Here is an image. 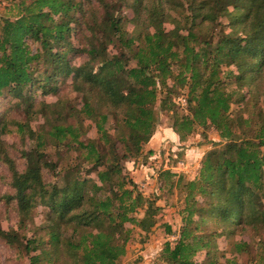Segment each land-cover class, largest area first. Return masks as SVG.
Returning a JSON list of instances; mask_svg holds the SVG:
<instances>
[{"label": "trees", "instance_id": "trees-1", "mask_svg": "<svg viewBox=\"0 0 264 264\" xmlns=\"http://www.w3.org/2000/svg\"><path fill=\"white\" fill-rule=\"evenodd\" d=\"M9 2L14 12L0 23V103L8 98L0 108V160L10 191L0 202L17 221L0 226V239L23 252L27 264H120L133 226L148 232L155 224L162 195L138 192L124 162L141 156L158 111L172 110L171 128L181 140L197 125L213 127L221 140L198 177L175 180L166 169L157 176V190L179 186L184 203V224L165 242L163 263L264 264V0ZM234 60L240 72L221 73ZM237 82L247 87V116L229 111L245 97L230 87ZM184 86L187 112L179 114L173 96ZM36 89L59 96L33 109ZM69 92L81 101L69 109L94 123L96 139L82 137V123L61 119ZM14 98L43 113V126L26 130L10 112ZM9 125L37 141L22 150V167L1 137ZM48 143L56 159L44 151ZM69 151L75 163L64 164ZM249 231L257 244L232 240L219 248L221 238Z\"/></svg>", "mask_w": 264, "mask_h": 264}, {"label": "rangeland", "instance_id": "rangeland-1", "mask_svg": "<svg viewBox=\"0 0 264 264\" xmlns=\"http://www.w3.org/2000/svg\"><path fill=\"white\" fill-rule=\"evenodd\" d=\"M10 4L9 0H0V23L3 16H11L14 12ZM123 12L127 18L132 17L133 12L130 8L126 7ZM198 21L200 22L201 19L199 18ZM222 22L225 24L227 21L224 19ZM168 26L169 25L166 24V27ZM125 28L130 32L133 28V24L128 22ZM225 30L229 31L228 27H226ZM72 37V42L77 43L78 40L74 36ZM28 44L31 47L34 46L32 41H28ZM130 64H133V61H131ZM220 70L221 73L222 71L226 73L228 70H232L234 74L240 72L237 68L236 60L222 64ZM225 82H230V80L227 81L225 79ZM228 84L229 83H227V85ZM230 87L245 95L243 100L231 102L229 110L231 115L235 116L237 115L235 112L241 110V114L247 116L246 108L249 97V95L246 94L247 87H241L238 82L236 84H230ZM188 90V86L178 87L176 95L173 96V101L176 102L175 110L179 112V114L187 112V101L185 96ZM58 96L59 93L55 95H46L42 93L41 89H36L34 98L36 102L33 109L38 107L39 101L43 100L52 103L57 100ZM67 97L69 103L68 105L66 104V108L63 110L64 114L60 115L61 119L63 118L76 125L82 123V137L96 139L98 135L94 123L88 119L82 120L80 115L69 109L71 106L75 109L80 107V95L76 92H69ZM7 100L8 98L5 104L2 102L0 103L1 109L5 107ZM10 101V112L12 111L11 113H14L18 118V122L26 126V130H38L40 126H43L45 123L43 113L38 111L32 112L34 110H29L26 104L20 101L17 102L16 98ZM172 112V110H168V112L162 110L158 111L157 126L149 141L144 144L141 156L134 160L124 162L127 178L134 182L138 192L150 198H152L156 192H161L160 194L162 195L161 198L156 199V204L160 209L155 224L148 232L141 230L137 226H133L132 236L126 245V253L121 258L120 264H164L161 259V254L165 242L174 241L184 224V215L181 213L184 203L179 195V186L174 185L172 189L164 188L163 190H157V176L160 171L166 169L175 174V180H177L178 177L189 180L198 177L199 169L206 153L212 148L218 147L216 142L221 140L219 132L213 127L200 125H197L193 132L181 140L171 128L173 119ZM113 121V118H110L108 126L113 123ZM26 130L24 131L25 133H23L18 130L17 125H9L8 130L4 134H1L2 139L8 143L10 155L16 160L20 167L23 166V159L21 156L22 150L34 148L37 145L36 139L29 137ZM44 151H46L49 158H57V154L50 143L44 147ZM68 153L69 154L63 156L62 162H64V164L75 163L73 160L74 157L71 155L72 152L69 151ZM8 175L5 164L0 160V195L10 191ZM90 176L94 177V174L91 173ZM129 187L132 188L133 185L129 184ZM39 210L40 214H38L36 219L41 221L43 220V208H39ZM260 216V223L264 225V210L261 211ZM16 221L17 214L7 209L3 201L0 202V226L7 230L8 228L16 226ZM256 235L257 234L252 231L243 233L237 232L230 240L224 237L221 238L219 248L221 250L228 248V244H230L232 240H242L257 244L258 238ZM204 252V250L198 252L195 255V260L202 262L205 257ZM225 256H228V254L226 253ZM218 258L221 262L224 260V256H218ZM27 262L28 260L23 252L14 249L4 240L0 239V264H27Z\"/></svg>", "mask_w": 264, "mask_h": 264}]
</instances>
